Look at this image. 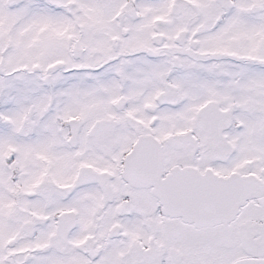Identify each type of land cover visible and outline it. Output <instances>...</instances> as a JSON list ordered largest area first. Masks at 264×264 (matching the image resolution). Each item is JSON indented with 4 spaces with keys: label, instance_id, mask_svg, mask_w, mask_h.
I'll return each instance as SVG.
<instances>
[{
    "label": "snow or ice",
    "instance_id": "6c2138e0",
    "mask_svg": "<svg viewBox=\"0 0 264 264\" xmlns=\"http://www.w3.org/2000/svg\"><path fill=\"white\" fill-rule=\"evenodd\" d=\"M0 264H264V0H0Z\"/></svg>",
    "mask_w": 264,
    "mask_h": 264
}]
</instances>
